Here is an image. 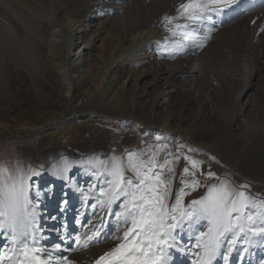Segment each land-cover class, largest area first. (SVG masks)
<instances>
[{"label":"rangeland","instance_id":"rangeland-1","mask_svg":"<svg viewBox=\"0 0 264 264\" xmlns=\"http://www.w3.org/2000/svg\"><path fill=\"white\" fill-rule=\"evenodd\" d=\"M174 1L145 0L137 18L145 22L146 27L136 40L129 39L134 34L125 36L129 34V29L138 20L131 17L135 15V11L127 10V8L122 10L125 15H128L130 27L111 23L105 28L102 24H95L96 10L89 8L83 14L82 26L86 31V39L95 40V44L92 50L85 52L87 61L84 69L88 70L87 73L79 72L78 78L72 85L65 84L60 74V71L68 64V49L64 48L61 42L51 43L50 49L38 36L33 42L28 40L7 41L5 50L13 53V56L10 59L7 56L8 53H5V56L0 58V168L8 169L12 175L14 162L12 158L15 154V157L18 156V166L22 164L25 169L31 166L42 171L43 174L35 180L42 191L49 192L47 197H42L43 202L40 205L41 232L39 235L45 234L47 241H57L65 236V232L59 227L65 226L70 221L68 216L75 206L76 214H83L82 216L85 215L86 210L89 212L91 209L82 202L80 190L87 191L90 185L98 183L92 177L88 167L89 161L95 156L107 158L117 155L126 163L128 152L141 156V150L143 152L146 148L147 150L152 148L160 151L164 146L165 155L162 160L167 159L170 162L177 160V166L182 170L183 178L188 176L184 173L188 164L185 157L194 158L193 160L202 161L201 173L191 179H197L200 185L205 184L203 188L218 178L230 182L231 187L238 189L240 185L247 184L242 181L247 175L255 179V182H249L252 186L250 185L245 191L251 196L254 195L257 201L264 200V32L260 31L255 35V24L258 20L248 26L247 17H242L219 29L210 38V43H208L209 39L205 40L203 47H199L204 48L203 50L196 48L199 71L194 76L191 93L172 100L169 109L155 106V95L158 87L164 84L163 78L154 87L153 92L145 98L140 97L139 94L143 93L142 95L146 96L151 77L137 78L142 72H155L160 66L158 63L160 56L157 52L162 54L161 56L168 57L170 61L178 56L171 44L167 49L164 48L166 43L164 40H158L156 47L152 45L151 51L146 52L141 60L132 61L131 69L128 65H125L126 71L119 68L113 69L111 74L114 80L110 86L111 89L103 99H95L98 89L105 87V81H103L104 76L107 75L105 60L117 61L146 41L149 34H152L154 39L170 36L159 21L170 14L171 17L174 16L175 10L171 8L174 6ZM82 2L87 3L86 0ZM75 10L77 8H63L62 14L68 19L70 12ZM259 14L264 17L263 14ZM14 22L20 35L24 37V33H28L25 23L21 19H14ZM149 29L157 32L153 34V30ZM162 52H166V55ZM147 55L150 56L147 57ZM253 55L256 59H253ZM164 66L166 68L168 65ZM128 74L130 80L126 82ZM123 87L127 91L123 97H119L118 89ZM112 100L114 102H111ZM206 102L207 107L204 106ZM238 110H244L246 117L249 118V124L255 128L253 132L244 133L236 129L238 119L233 121L232 129H227L228 118ZM154 114H156L154 117L156 123L168 119L177 126L183 124L185 128L191 126L193 121L203 114L197 124L202 131L200 130L201 133L195 137L194 141L199 142L198 139L204 135V141L207 144L216 145L217 150L229 151V157L235 156L233 160L241 165H253L252 171L240 170L243 174L236 173L231 167L234 163L230 160L221 161L222 167L215 171L210 163L213 155L207 148L201 144L194 146L193 142L186 143L180 133H177L179 137L175 136L176 144L164 141L160 136H157V140L158 143L161 142V145L156 143L154 147L145 142L146 139L138 144L139 132L131 127V123L127 125L123 121L132 116L138 120L139 118L149 120ZM183 115L188 116L186 121L182 120ZM45 126L47 130L40 135L37 142L26 137L29 131ZM56 152L58 155L53 160V162L56 161V165L48 171V159ZM181 154L185 156L182 159L179 156ZM64 158L72 163V168L65 173L66 180L54 174L56 166L60 165ZM253 160L259 161L263 167L257 168ZM193 169L191 164V170ZM209 172H216L213 180H208ZM125 175L135 179L131 172L126 171ZM201 180L204 184H201ZM176 183H179L178 180ZM170 187L171 192L172 189L175 192L176 188L178 191L173 193L175 197L173 195L169 197V205L174 203L172 200L175 201L177 193L182 188L175 186L173 188V179ZM201 187L195 191L191 188L184 189L186 193H189L183 198L185 206L192 200L204 196L207 190L199 194ZM191 194H195V198L191 197ZM34 195L35 188L33 189ZM65 199L68 204L62 211L61 202ZM72 203L73 208L70 206ZM113 211H119V208L114 206ZM100 212H103L104 217L109 218L111 232L107 229L99 233L101 240L97 248L94 247L87 251L75 248V252L69 256L72 264H88L101 253L110 252L120 243L112 237L122 235L123 227L118 233L114 216H105L104 211L100 210ZM96 217L95 214L94 218ZM75 220L77 218L74 216ZM54 226H57L56 233L52 232ZM201 230H206V228ZM47 232H51L52 236ZM191 233L195 238L196 233L194 231ZM74 238L71 239L72 242ZM183 238L186 239L184 236ZM193 243L188 248L184 247V251L173 253L174 259L180 260L183 255L192 262L197 259L195 253L199 252L200 256H203V249H197L195 246V239ZM42 244H45V241H42ZM15 246L10 240L9 231L5 230L0 233V252L9 251ZM247 248V253L243 255L244 248L239 246L232 261L246 264V261L252 258L254 262V259L264 255V240L259 237L252 238V243L247 244ZM260 259L264 261V256L256 260L254 264H257ZM212 264H219V262L213 260Z\"/></svg>","mask_w":264,"mask_h":264},{"label":"snow or ice","instance_id":"snow-or-ice-1","mask_svg":"<svg viewBox=\"0 0 264 264\" xmlns=\"http://www.w3.org/2000/svg\"><path fill=\"white\" fill-rule=\"evenodd\" d=\"M239 2L184 0L177 8L176 16L163 18L165 31L170 33L165 37L164 48L167 49L169 44L177 51H187L189 44L193 48L203 47L207 36L201 38V29L212 31L215 19L227 15L234 6H239ZM261 31L264 32V28ZM185 159L190 160L189 157ZM190 162L193 168L199 164L194 160ZM170 163L166 159L157 165L155 154L144 161L132 152L127 153L126 163L117 155L95 156L89 161L91 175L98 183L90 185L87 191L80 190L82 202L93 210V214L99 209L105 216H114L118 233L121 227L124 229L122 235L112 237L120 243L100 256L96 264H174L173 252L184 251L183 234L193 231L196 233L195 246L203 249L204 255L195 253L197 259L192 264H212L217 256L224 264H229L238 244L252 243L253 237L264 240V200L251 197L245 191L249 187L247 184L240 185L239 190L226 181L211 185L204 196L185 206L183 198L189 193L184 189L195 191L201 185L198 180L191 183L181 180L184 187L177 193L175 202L169 205L172 180L163 179V171ZM71 168L72 163L64 158L54 174L66 180L65 173ZM126 171L135 179L126 176ZM168 171L174 170L169 167ZM184 173L188 174L189 169L185 168ZM42 174L40 169L31 166L25 169L22 164L14 177L8 169L0 168V233L9 231L10 240L16 245L9 251L0 252V264H72L66 256L58 255L70 250L64 246L63 238L61 243L49 248L42 244L46 237L38 235L41 232L42 197L49 195L36 184L35 178ZM208 176L212 178L215 173L209 172ZM67 204L66 199L61 202L62 211ZM114 206L119 211H113ZM99 219L100 227L93 226V235L86 237V242L81 244V237L75 236L77 247H88L87 241L99 235L105 224L104 217ZM77 222L85 226L79 220ZM204 228L206 230H201Z\"/></svg>","mask_w":264,"mask_h":264},{"label":"bare ground","instance_id":"bare-ground-1","mask_svg":"<svg viewBox=\"0 0 264 264\" xmlns=\"http://www.w3.org/2000/svg\"><path fill=\"white\" fill-rule=\"evenodd\" d=\"M86 1H87V3L82 2V0H0V58L5 56V53L6 54L8 53L7 56H9L10 59L12 58L13 53L5 50V47H7L6 43L9 40H15V41L17 40L18 42L28 40L29 42H33L34 38L36 36H38L40 40L41 39H42V41L44 40L45 45H48V47L50 49H51V43L61 42V44L64 46V48L67 47V49H68V64H67V67L65 66L60 71V74H61V77H62L63 81L65 82V84L72 85V83H74L75 80L78 78L79 72H81V73L86 72L87 73L88 70L84 69L85 63L87 61V59L85 58V52L92 50V48L95 44L94 43L95 40L86 39V31L84 29V26H82V22L84 19L83 14L89 8H94L97 12V16H96L97 21L94 20L95 24L96 25L102 24L105 28L108 26V24H111V23L119 24L122 26L124 25L125 27H130V24L128 22V15H125L124 12H122V10L127 8V10L135 11V15L131 16V17L133 19H138V20L129 29V31H128L129 34L125 35V36H129V35L134 34L131 37H129V39H135L136 40L138 35L140 33H142L146 27L145 22H143L139 18H137V15H139V13H140V8L145 4V0H100V1H98V0H86ZM183 1L184 0H175L174 1V6L171 7L175 10L174 16L177 15L176 10L179 7V3L183 2ZM63 8H65V9L77 8V10L70 12V16L67 19L62 14ZM246 17H247L246 24L248 26L254 24L256 22V20H258V22L255 24V35L258 34L262 28H264V17H262L259 13L253 14V15H248ZM260 18H261V20H260ZM14 19H21L25 23V27L27 28L26 30L28 31V33L27 34L24 33L25 34L24 37H22L20 35L18 28H17V25L14 22ZM162 21L163 20L159 21V23L163 26L162 28H164ZM179 22L182 23V21H179ZM45 27H47L48 29H44ZM48 30H49V32H48ZM149 30H153V34H155L157 32L154 29H149ZM157 36H158V34H157ZM168 36L169 35L163 36L161 38L158 37V38L154 39L153 35L149 34L146 41H144L141 45H138L137 48L134 49L133 51L127 52L125 54V56L119 58L117 61L116 60H114V61L105 60V70H106V74H107L103 78V81H105V87L104 88L101 87L98 89L97 97L95 99L96 100L103 99L104 96L107 94V92L111 89L110 86L113 84V80H114V77L111 74L113 69L119 68V69L126 71L125 65H128V68L131 69L132 61L136 62V61L141 60L143 55L146 52L151 51L150 48L152 45H154L156 47L158 40H164L165 41V37H168ZM200 36H201V38L205 37V35L202 34V31L200 32ZM46 42H47V44H46ZM30 44H32V43H30ZM162 53L164 55L166 52H162ZM177 54H178V56L176 58H174L173 61H170V59L168 57L161 56L162 54L157 52V55L160 56L158 58V63L160 64V66L157 67L155 72L144 71L137 77L139 79L146 77V76L151 77V83L149 84V88H148V91L146 92L147 93L146 96L142 95L143 93L139 94V96L140 97L143 96V98L148 97V95H150V93L153 92L154 87L160 82L161 78L164 79L163 86L158 87V91L155 95V103H156L155 106L157 108L162 106V107H168V109H169L170 103L172 100L176 99L179 96H183L185 94L191 93L190 90L194 84V76L199 71V65H198V62L196 60V55H197L196 48H193L189 44L187 47V51H177ZM149 56L150 55H147V57H149ZM253 59H256V56L253 55ZM165 64L168 65V66H166V68L164 66ZM75 69H77V70H75ZM174 76H177L178 80L176 79V77L174 78ZM127 78H128V80L126 79V82H129V80H130L129 74L127 75ZM126 91L127 90H124V87L120 88V89H118L117 95L119 97L120 96L123 97V95ZM134 100H136V99H134ZM111 102H114V101L112 100ZM207 104L208 103L206 102L204 106H206ZM156 111L158 112L159 110H156ZM235 115H236V118H234ZM155 116H156V114H154L153 118H150L149 120H145V119L143 120L141 118H139V120H138L136 117L132 116V117H128L126 120H124L123 123L127 124V125L131 123V127L136 129L139 132L140 135L137 138L138 144H140L141 141L146 139V141L144 140L145 142L154 146L156 143H158L157 136H160L162 139H164V141L166 140V141H170L171 143L176 144L175 136L178 135L177 133H180L182 135L183 141H185L186 143H192L193 142L194 146L201 144L207 148L209 153L211 155H213V158H211L210 163L213 166L215 171L219 170V168L222 167L221 161L225 162L227 160H230L234 163V166L232 165L231 167L234 171H236V173L243 174V172L240 170H243L245 172L252 171L253 165H249V164L248 165H241V164L237 163L236 161L233 160L235 158V156H232L231 158L229 157V155H228L230 153L229 151L217 150L216 145L207 144V142L204 141V137H203L204 135L201 136L200 139H198L199 142L194 141L195 137L199 136V134L201 133L200 132L201 129H199L197 124L202 119L203 114L198 116L193 121V124H191V126H189L187 128H185L183 124H180L177 126L171 120H168V119H165L164 121H161L160 123H156V119H154ZM187 119H188V116L183 115L182 120L186 121ZM237 119L239 120V123L237 124L236 129H238L244 133H250V132H253L255 130V128H253L252 125L249 124V122H250L249 118L246 117L244 110L235 111V113H233L228 118V120H227L228 121V128L227 129H232L233 128L232 123H233V121H236ZM51 124H53V123H51ZM156 124L158 126H156ZM46 127L47 126L42 127V128L41 127L36 128L34 130L29 131V133L26 134V137L37 142L40 135L42 133L46 132V130H47V129H45ZM178 137H179V135H178ZM180 138H181V136H180ZM180 140L182 141V139H180ZM170 142H168V143H170ZM158 144L161 145V142ZM157 148L158 147H156V149ZM164 148L165 147L163 146L162 150H160V151L159 150L158 151L153 150L152 148L147 150V148H146V150H144L143 152L141 150V152H140L141 156H140V154H139V156L144 161H148L150 159V157H152V155L155 154L156 155V163H157V165H160V164L164 163V161L162 160L164 155H165L164 154ZM108 152H110V151H108ZM173 152H175V151H173ZM143 154L147 157L143 156ZM52 155H50V157L48 159L49 160L48 164H47L48 171H51L52 168H54L56 165V161L53 162V160H55V158L57 157L58 154L56 152L55 154H52ZM179 156H180V159L185 157L183 154H181ZM13 157L14 158H12V161H14V162H13L12 176L14 177V176H16L19 162H17L18 156L15 157V154H13ZM122 158H124V157L122 156ZM193 159L194 158H191L190 160H193ZM187 160H188V164H187L186 168L189 169V173H188V176L187 177L184 176V178L182 176V170L179 169V167L177 166V164H178L177 160H174V162H171L169 165L165 166L164 171H163V179H165V180H168V179L172 180L173 179V188H174V186L175 187H184V185L181 183V180H184L187 183H191L192 181H194L191 178L192 177L196 178L199 175V173H201L200 166H201L202 161L200 162L199 160H194V161H198L199 164L196 167L197 169L194 168L193 170H191L190 160L189 159H187ZM253 161H254V164L256 165L257 168L263 167V165H261L259 161H257V160H253ZM169 167H171L174 171L169 172L168 171ZM184 168L185 167L183 166V169ZM191 173H195V175H192ZM245 176H246L245 178L249 179V181H245L246 179H244L242 181L246 182L247 185H249V186L251 185V183H249V182H252V181H253V183L255 182L254 181L255 179L249 178L250 176L248 177L247 175H245ZM177 180L179 183H176ZM195 180H197V179H195ZM208 180H213V177L211 179L209 178ZM237 180H238V178H237ZM221 182H224V181L216 178L215 181H212L210 183L208 182L209 183L208 186L206 185V187L203 188L205 184L202 183V180H201V184H204V185H201L202 187L199 189V191H200L199 194H201L203 192V190H207V188L209 186L218 185ZM187 189H190V188H187ZM173 190L174 189H172L170 197L173 195V193H176V191H178L177 188L175 189V192H173ZM194 195L195 194H193L191 197H194ZM189 199H191V198H189ZM170 200H172V198ZM172 201L175 202L174 200H172ZM71 208H69V209H71ZM75 209H76V207H75ZM84 214H85L84 216H82L83 214L82 215L73 214V216H72L73 223H71L67 227V229H69L72 232V234L77 233L81 237V244L86 242V237L93 235V231H92L93 226L98 227V228L100 227L99 217H104L103 212H100V210L98 211V209H97V214H96L97 217L96 218H94L95 214H93V211L91 209L89 210V212H88V210H86ZM74 216L77 218L76 221H74ZM104 219H105V224L100 229V232H103V230H107L110 227L109 226V224H110L109 218L104 217ZM78 220L80 222H82L83 225H85V226L82 227L81 223L77 222ZM86 220H88V222ZM89 221H91V223H89ZM71 239L72 238L70 237L66 240V243L64 244L65 247L77 248L79 250H86V251L88 249H92L94 247L97 248L98 243L101 240V238H99V236H96L91 241H87L88 247L85 248V247H77V245L74 242H72ZM183 241L187 242L188 239L187 238L183 239ZM63 253H65V252H63ZM60 254L61 253H58V255H60ZM250 254H252V253H250ZM182 258H185L186 264H192V262H190V260H188L185 256L182 255ZM177 262L180 263L181 260H178ZM182 263H183V261H182ZM246 264H253L252 258H250L248 261H246Z\"/></svg>","mask_w":264,"mask_h":264},{"label":"water","instance_id":"water-1","mask_svg":"<svg viewBox=\"0 0 264 264\" xmlns=\"http://www.w3.org/2000/svg\"><path fill=\"white\" fill-rule=\"evenodd\" d=\"M60 122V121H59Z\"/></svg>","mask_w":264,"mask_h":264}]
</instances>
